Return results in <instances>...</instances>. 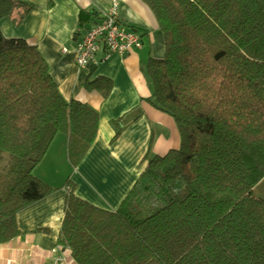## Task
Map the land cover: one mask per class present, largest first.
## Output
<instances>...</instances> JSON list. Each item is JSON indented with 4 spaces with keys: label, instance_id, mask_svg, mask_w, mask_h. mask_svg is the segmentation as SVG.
<instances>
[{
    "label": "trees",
    "instance_id": "1",
    "mask_svg": "<svg viewBox=\"0 0 264 264\" xmlns=\"http://www.w3.org/2000/svg\"><path fill=\"white\" fill-rule=\"evenodd\" d=\"M164 38L150 58L146 100L175 122L180 144L150 155L114 211L74 194L65 180L56 245L75 264H264V0H142ZM0 0L17 27L36 10ZM106 97L111 81L86 83ZM139 107L126 119L137 120ZM125 118L114 121L118 137ZM98 113L66 101L32 45L0 31V245L20 235L16 215L55 191L33 175L58 133L74 169L98 131ZM40 232L48 233L47 229Z\"/></svg>",
    "mask_w": 264,
    "mask_h": 264
},
{
    "label": "crops",
    "instance_id": "2",
    "mask_svg": "<svg viewBox=\"0 0 264 264\" xmlns=\"http://www.w3.org/2000/svg\"><path fill=\"white\" fill-rule=\"evenodd\" d=\"M38 8L15 27L0 21L6 38H20L35 46L45 59L49 73L66 100L85 103L98 113L96 137L82 160L72 168L67 159V137L58 133L33 175L55 191L16 215L20 235L0 245V264H45L59 256L54 252L63 219L65 180L75 185L74 194L90 204L116 210L145 167L144 156H163L177 149L180 137L174 120L147 103L152 86L147 74L150 58L164 56V38L150 8L142 0H119V18L142 37L143 46L123 55L113 54L98 63L79 68L74 47L78 36L91 27L109 7V0H22ZM102 54L98 55V59ZM98 77L111 81L104 97L86 83ZM139 107L137 120L126 119ZM127 115V116H126ZM125 122L114 138V121ZM9 160L0 154V172ZM47 229L48 233L40 232ZM63 264H75L63 248Z\"/></svg>",
    "mask_w": 264,
    "mask_h": 264
},
{
    "label": "built area",
    "instance_id": "3",
    "mask_svg": "<svg viewBox=\"0 0 264 264\" xmlns=\"http://www.w3.org/2000/svg\"><path fill=\"white\" fill-rule=\"evenodd\" d=\"M119 0H109V7L103 15L76 39L74 47L75 62L79 68L89 63H98L108 59L113 54L123 55L143 46L142 37L138 32L121 22L119 18ZM102 57L98 59V55ZM59 256L45 264H63V247L53 249Z\"/></svg>",
    "mask_w": 264,
    "mask_h": 264
},
{
    "label": "rangeland",
    "instance_id": "4",
    "mask_svg": "<svg viewBox=\"0 0 264 264\" xmlns=\"http://www.w3.org/2000/svg\"><path fill=\"white\" fill-rule=\"evenodd\" d=\"M3 152L0 151V154L2 155ZM6 157L7 160H9V156L5 153H3ZM253 195L255 197H258V198H262L264 199V180L258 185L255 187L254 191H253Z\"/></svg>",
    "mask_w": 264,
    "mask_h": 264
}]
</instances>
